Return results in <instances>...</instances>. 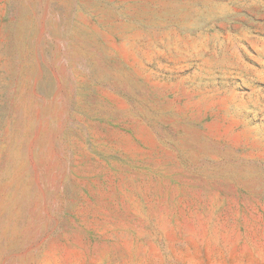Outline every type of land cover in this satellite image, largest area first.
<instances>
[{
  "label": "rangeland",
  "instance_id": "rangeland-1",
  "mask_svg": "<svg viewBox=\"0 0 264 264\" xmlns=\"http://www.w3.org/2000/svg\"><path fill=\"white\" fill-rule=\"evenodd\" d=\"M0 264H264V0H0Z\"/></svg>",
  "mask_w": 264,
  "mask_h": 264
}]
</instances>
